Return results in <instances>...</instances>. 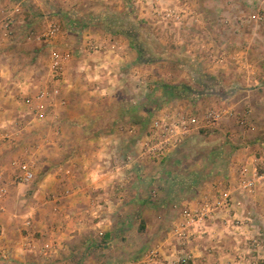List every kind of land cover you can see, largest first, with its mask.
<instances>
[{
  "label": "crops",
  "instance_id": "crops-1",
  "mask_svg": "<svg viewBox=\"0 0 264 264\" xmlns=\"http://www.w3.org/2000/svg\"><path fill=\"white\" fill-rule=\"evenodd\" d=\"M171 7L185 9L184 24L196 28L180 27L165 16L162 10ZM253 13L258 14L256 0H0V188L7 189L0 191V264L133 260L143 253L116 246L119 239L127 242L131 226L143 220L154 241L168 242L186 204L222 200L225 192L241 204L215 210L205 231L189 243L188 264H264V185L253 193L238 185L239 168L254 152L237 153L221 179L200 187L189 181L191 188L183 192L182 187L167 191L163 163L139 157L137 144L151 120L173 107L162 108V100L172 98L154 88L163 76L176 78L166 66L202 65L205 56L198 52L207 55L212 42L236 51L232 39L252 37L244 47L251 50L258 25L243 21ZM51 19L61 23V32L52 40L38 39ZM143 20L172 35L185 31L184 48L194 57H178L176 46L174 56L145 59L143 31L133 26ZM225 32L233 38L226 39ZM53 49L72 53L59 80L52 77ZM255 55L248 61L239 55L236 66H249V79L262 87L264 74L256 73L261 59ZM55 87L58 94L52 93ZM41 91L47 95L40 98ZM252 144L264 146V141ZM129 155L132 161L123 165ZM20 160L34 165L33 180H15ZM149 184L158 191L153 203L146 199ZM167 208V233L150 232ZM150 209L159 211L152 219ZM172 247L164 250L163 264H170Z\"/></svg>",
  "mask_w": 264,
  "mask_h": 264
},
{
  "label": "rangeland",
  "instance_id": "rangeland-1",
  "mask_svg": "<svg viewBox=\"0 0 264 264\" xmlns=\"http://www.w3.org/2000/svg\"><path fill=\"white\" fill-rule=\"evenodd\" d=\"M247 1L249 2V0H246V3ZM256 1L257 12L264 15V0ZM231 9L234 10L235 8L232 6ZM251 19L245 18V21H243L244 23L251 21L252 24L253 21H256L258 25L256 38L255 40L251 39V50L244 47L245 45L249 46V38L252 37L247 39L245 37L246 40L242 42L237 38L232 39L234 40L232 42L233 46L236 43L239 45L236 51L231 46L227 49H219L217 43L212 42L214 47L211 48L207 55L204 52H198L200 53L199 55L205 56L204 60H202V65L193 67L181 66L177 69L166 66V70L172 71L173 74L175 72L176 75L177 72L175 76L176 78L178 77L177 80L174 81L176 78L171 79L169 76H163L162 80L154 87L158 93L162 90L164 91L163 83L180 84L187 87L186 91L179 92V96L171 97L172 100H168L165 103V100H162V108L173 103V107L182 105L184 106L182 108L199 115H202V112L208 108L232 109L230 116L224 117V119L212 126H202L200 129L195 130L172 153L161 161H157L163 163V172L167 174L168 182L165 184L167 185V191L169 188L172 191L182 187L183 192L188 187L191 188L189 181L193 183V186L200 187L213 179H221L219 176H224V172L228 170L234 156L239 152L240 155L250 152L256 154L264 153V146L252 144L255 139L264 141V83L262 87L255 86V79H249L248 76L249 66L245 65L242 68L236 66L237 63H240V59L237 58L239 55L245 54V56L240 57L248 61L252 54H256L255 57L261 59V65L257 66L256 73L259 71L264 74V17L263 19ZM184 23H186V20L183 17L181 23L175 24L180 27L196 28L190 21L189 23L187 22V25ZM231 24L235 25V20ZM133 26H140L141 31H143V35L141 33L140 38L142 40L145 39L146 42L145 45L143 44L145 59L152 60L156 55L166 58L174 56L176 46L179 47V49L177 48L179 50L178 54H176L178 57L188 60L190 56H193V53L190 55L191 52L184 48L188 35L185 34V31H182L184 33L182 35H172L167 28H164L165 30L163 28L155 29L153 23H149L147 20H143L139 24L133 23ZM224 36L228 39L232 37V34L225 32ZM241 39L243 40V38ZM177 40H183V42L179 44ZM171 50L173 52H170ZM243 50L245 52L241 54ZM248 51H250L249 55L247 54ZM235 53L237 54L235 55ZM224 63L226 65L223 66L222 64ZM171 98L168 97V99ZM207 174H210L209 177ZM155 189L152 188V184H149L146 190V199L151 203L158 199V191ZM175 199L178 198L175 197ZM178 202L179 200L173 201V205L176 204V212L181 206V204L178 206ZM156 212L158 213L159 211ZM156 212L150 209L149 217L152 219L156 216ZM158 215L162 217L159 220V224L150 226L149 230L150 232L158 231V233L165 235L170 226L171 216L169 209L162 210L161 214ZM145 226L143 220L139 226H131L130 230L133 232H129L127 242L122 239L118 240L119 244L116 245L119 247L118 249L121 250L122 245H128L131 251L141 254L149 248L158 245V242L152 239L150 233H146L148 232V227ZM122 234L121 232L119 237ZM133 257L138 259L140 256ZM117 263H121V261Z\"/></svg>",
  "mask_w": 264,
  "mask_h": 264
},
{
  "label": "built area",
  "instance_id": "built-area-1",
  "mask_svg": "<svg viewBox=\"0 0 264 264\" xmlns=\"http://www.w3.org/2000/svg\"><path fill=\"white\" fill-rule=\"evenodd\" d=\"M155 9L159 5L154 6ZM157 11V10H156ZM167 17L181 23L183 14L186 10H177L176 8H165L162 10ZM253 18L263 19L264 15L260 12L253 13ZM4 26H9V19H6ZM62 25L58 20L51 19L45 30L37 34L38 39L52 40L61 32ZM92 48L97 50L98 45L92 44ZM72 56L70 51L53 49L51 51V71L54 80L62 78V70L66 61ZM57 87L52 89L53 94H58ZM46 91H41L39 97H45ZM232 114V109L208 108L202 115L193 113L182 107H172L155 116L149 125L148 130L138 142V156L143 159L152 161H161L164 157L172 153L183 141L195 130L202 126H212L224 117ZM41 115V114H39ZM132 156H126L123 165L129 164ZM17 172L14 176L18 182H29L34 179V165L26 160L17 161ZM238 185L247 192H255L258 186L264 185V153L252 154L250 159L242 163L239 168ZM1 194H6L5 187L0 188ZM240 201L231 200L230 193L225 192L222 200L208 201L205 200L196 207L185 205L179 214V217L170 228L169 241L160 243L146 250L138 259L127 260L117 264H163L164 250L166 247L173 245L171 252L172 257L168 258L170 264H188L193 258L189 250V243L205 231V225L208 218L214 214L215 210L224 207L229 208ZM26 225L31 224V219L27 218ZM236 222H234L235 224ZM48 246L41 249L46 253Z\"/></svg>",
  "mask_w": 264,
  "mask_h": 264
},
{
  "label": "trees",
  "instance_id": "trees-1",
  "mask_svg": "<svg viewBox=\"0 0 264 264\" xmlns=\"http://www.w3.org/2000/svg\"><path fill=\"white\" fill-rule=\"evenodd\" d=\"M163 89L167 97L179 96L180 91H186L187 87L181 86L180 84L163 83Z\"/></svg>",
  "mask_w": 264,
  "mask_h": 264
}]
</instances>
